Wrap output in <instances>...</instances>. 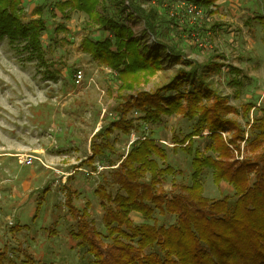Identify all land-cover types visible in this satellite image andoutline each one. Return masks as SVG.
<instances>
[{"label":"rangeland","instance_id":"rangeland-1","mask_svg":"<svg viewBox=\"0 0 264 264\" xmlns=\"http://www.w3.org/2000/svg\"><path fill=\"white\" fill-rule=\"evenodd\" d=\"M98 1L95 13L107 10L114 15L107 0ZM168 1L163 4L170 5L171 14L184 26L189 22L195 27L198 21L202 29L195 37L191 32L190 39L187 33L180 35L185 53L182 61L165 60L153 76L142 72L128 78L82 50L85 39H103L104 30L92 15L72 9L74 0H19L18 24H45L41 33L44 58L31 55L23 41L0 38V253H5L6 263L25 264V255H30L47 263L92 264L73 239L77 224L65 205L64 188L71 186L76 191L74 205L86 208L97 231L106 236V211L95 191L103 185L108 192H116L114 171L118 165L107 167L98 160L94 164L98 172H93L85 161L92 155L95 134L115 121L113 111L121 97L155 92L176 74L192 75L198 70L196 77L204 73L211 91L238 108V113L228 118L243 127L246 120L240 106L264 102V0H217L203 16L189 18L181 12L184 0ZM154 3L149 0L143 7L149 10ZM126 8L135 17L128 21L135 36L149 48L158 46L157 40L172 44L177 28L163 26L158 30L161 37L145 36V21L128 2ZM79 70L83 80L77 85L75 74ZM191 86L187 83L183 89ZM206 101L212 102L210 98ZM140 117L139 111L132 110L127 119L142 124ZM195 123L180 115H164L159 123L146 124L130 135L115 130L111 135L115 151H106V155L116 161L117 154L127 153L141 135L149 137L166 149L168 159L159 163L162 168L171 166L174 173L163 177L161 188L171 192L173 183H191L192 156L175 142L191 134ZM208 134L207 130L203 133L205 137ZM193 140L192 150L204 151L207 140ZM202 182L205 197L235 200L233 187L225 182L216 186L212 171L204 173ZM130 218L136 225L168 227L176 222L175 217H162L158 212L152 220L137 212Z\"/></svg>","mask_w":264,"mask_h":264},{"label":"trees","instance_id":"trees-1","mask_svg":"<svg viewBox=\"0 0 264 264\" xmlns=\"http://www.w3.org/2000/svg\"><path fill=\"white\" fill-rule=\"evenodd\" d=\"M74 1L72 9L92 15L104 30L103 39H85L82 50L122 77L142 72L153 76L163 68L165 60L182 61L185 53L179 44L180 35L187 33L190 39L191 32L194 31L195 37L202 29L198 21L195 27H190L189 22L184 26L181 19L171 14L170 5L163 4L164 0H155L149 10L143 7L149 0H107L114 15L107 10L103 14L95 13L98 0ZM178 1L170 0L169 4ZM186 1L205 11L217 2ZM126 2L145 21V36L151 33L161 37L158 30L163 26L177 28L172 44L157 40L158 46L151 49L138 39L128 23L135 17L127 11ZM18 5L19 0H0V38H8L12 43L23 41L25 50L43 59L41 33L45 24L42 21H38L41 26L18 24ZM184 11L181 12L188 17ZM187 83L192 86L183 89ZM209 87L204 73L201 77L180 73L155 92L121 97L114 107L115 121L104 125L93 137L92 155L85 164L93 172H98L94 165L98 160L107 167L118 165L114 171L116 192H108L103 185L95 191L106 211L103 217L106 236L97 231L86 208L81 210L74 205L76 191L71 186L64 188L65 205L77 224L76 231H72L73 239L91 258L92 264H264V102L258 106L250 102L240 106L246 120L243 127L228 118L229 114L238 113V108L229 105ZM209 98L212 102L206 103ZM132 110L140 112L142 124L127 119ZM164 115H180L196 122L191 134L175 142L192 156L191 183H173L168 193L161 184L163 177L173 175L174 171L169 165L160 166L159 161L165 164L168 159L166 149L149 137L139 135L127 153L117 154L116 161L106 155V151H115L111 142L115 130L130 135L146 124L159 123ZM205 130L209 133L206 137ZM224 133L230 136L225 138ZM194 137L207 140L204 151L192 150ZM207 170L212 171L216 186L225 182L233 187V202L229 197L209 199L204 196L202 177ZM133 212L146 220H152L158 212L162 217H175L176 222L168 227L136 225L130 218ZM107 238L110 240L106 241ZM4 254L0 253V264H13L6 263ZM24 262L54 264L36 261L30 255H25Z\"/></svg>","mask_w":264,"mask_h":264},{"label":"built area","instance_id":"built-area-1","mask_svg":"<svg viewBox=\"0 0 264 264\" xmlns=\"http://www.w3.org/2000/svg\"><path fill=\"white\" fill-rule=\"evenodd\" d=\"M180 8L185 9V12L187 13L188 16L190 17H194L195 15L198 16H203L205 14V9L198 6V5H194L192 3H188L186 0H184L181 5ZM193 76H198V70L194 71L191 73ZM83 80V72L81 70L77 71V73L75 74V83L77 85H79ZM28 163H31V158L28 159Z\"/></svg>","mask_w":264,"mask_h":264}]
</instances>
